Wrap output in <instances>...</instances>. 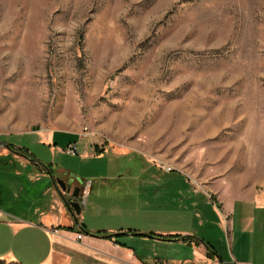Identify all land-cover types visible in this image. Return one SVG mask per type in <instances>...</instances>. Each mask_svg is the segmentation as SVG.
I'll use <instances>...</instances> for the list:
<instances>
[{"label":"rangeland","instance_id":"374dc122","mask_svg":"<svg viewBox=\"0 0 264 264\" xmlns=\"http://www.w3.org/2000/svg\"><path fill=\"white\" fill-rule=\"evenodd\" d=\"M0 137L1 165L13 143L107 207L165 204L190 223L193 202L262 187L264 0H0ZM85 210L87 227L115 221Z\"/></svg>","mask_w":264,"mask_h":264},{"label":"crops","instance_id":"0c3cea01","mask_svg":"<svg viewBox=\"0 0 264 264\" xmlns=\"http://www.w3.org/2000/svg\"><path fill=\"white\" fill-rule=\"evenodd\" d=\"M45 140H53V135ZM74 141L78 142L71 138L67 145ZM13 146L16 150L6 154L5 163L0 164L2 171L3 165H13L10 175L17 179L8 200L2 197L4 186L0 182V257L21 264H264V185L254 186L243 196L221 195L209 211L199 210L200 204L193 202V210L187 209L194 213L190 223L187 215L183 219L182 210L165 204L107 207L99 193L93 194L88 181H83L79 184L88 188L86 206L74 216L50 178L53 166L50 169L49 163H41L32 154L17 150L23 147ZM83 147L85 154L92 151ZM66 174L70 178V173ZM1 179L4 181L0 172ZM85 209L115 221L87 227ZM213 220L220 233L203 229L214 227ZM78 222L86 228L80 231L82 240L77 239ZM53 228L61 232L54 233ZM96 232L114 236L106 238ZM121 237L126 240L121 241ZM148 250L161 251L155 257Z\"/></svg>","mask_w":264,"mask_h":264},{"label":"water","instance_id":"95a60500","mask_svg":"<svg viewBox=\"0 0 264 264\" xmlns=\"http://www.w3.org/2000/svg\"><path fill=\"white\" fill-rule=\"evenodd\" d=\"M7 147L11 149V147L5 143ZM46 166V165H45ZM47 167V166H46ZM50 178L54 184V186L57 188V190L62 194V197L67 204L68 208L72 212L74 216L79 215L82 210V206L79 202V197L81 195V190L82 187L81 185H75V180L74 178H68L66 179H61L59 177H55L54 174L49 171ZM80 184H82V181H78Z\"/></svg>","mask_w":264,"mask_h":264},{"label":"built area","instance_id":"2783aa9c","mask_svg":"<svg viewBox=\"0 0 264 264\" xmlns=\"http://www.w3.org/2000/svg\"><path fill=\"white\" fill-rule=\"evenodd\" d=\"M85 131H86V129H84ZM79 137L80 138H82V137H87V133L86 132H84L83 134H80L79 135ZM64 151L67 153V154H69V155H78V146H77V142H70L67 146H66V148L64 149ZM162 169L165 171V172H172V171H174V168L172 167V166H167V165H162ZM88 186L90 185V181H88V184H87ZM87 192H88V188L86 189V187L85 188H83L82 190H81V195H80V197H79V202H80V204H81V206L82 207H85L86 206V201H87ZM214 202V201H213ZM214 204V203H213ZM77 228H78V226H77ZM54 233H60L61 232V229L60 228H53V230H52ZM77 231H78V234H77V239L78 240H82V238H83V233H81L80 231V229H77Z\"/></svg>","mask_w":264,"mask_h":264},{"label":"trees","instance_id":"16d2710c","mask_svg":"<svg viewBox=\"0 0 264 264\" xmlns=\"http://www.w3.org/2000/svg\"><path fill=\"white\" fill-rule=\"evenodd\" d=\"M0 140H4V139H2L1 137H0ZM4 143V142H3ZM10 147H11V149H13V151L14 150H16V148H14V146H13V144L12 143H7ZM17 150L19 151V152H23V153H26L28 156H31L30 155V153H29V151L26 149V148H17ZM32 157V156H31ZM47 166L51 169V164L49 163V164H47ZM78 228L77 229H80V230H85L86 228H85V225L83 224V223H80V222H78ZM73 230H74V228H72ZM97 234H99V235H103L104 237H106V238H112L114 235H111V234H106V233H104V232H96ZM18 263V262H17ZM18 264H21V263H18Z\"/></svg>","mask_w":264,"mask_h":264},{"label":"flooded vegetation","instance_id":"af4514ba","mask_svg":"<svg viewBox=\"0 0 264 264\" xmlns=\"http://www.w3.org/2000/svg\"><path fill=\"white\" fill-rule=\"evenodd\" d=\"M66 180H67V179H66ZM75 185H78V186H80L79 182H76V183H75Z\"/></svg>","mask_w":264,"mask_h":264}]
</instances>
